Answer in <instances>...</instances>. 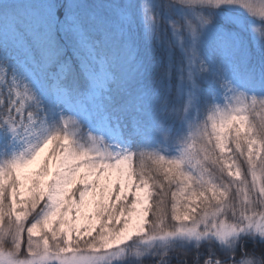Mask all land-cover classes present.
<instances>
[{
  "label": "snow or ice",
  "instance_id": "6c2138e0",
  "mask_svg": "<svg viewBox=\"0 0 264 264\" xmlns=\"http://www.w3.org/2000/svg\"><path fill=\"white\" fill-rule=\"evenodd\" d=\"M264 0H0V264H264Z\"/></svg>",
  "mask_w": 264,
  "mask_h": 264
},
{
  "label": "trees",
  "instance_id": "16d2710c",
  "mask_svg": "<svg viewBox=\"0 0 264 264\" xmlns=\"http://www.w3.org/2000/svg\"><path fill=\"white\" fill-rule=\"evenodd\" d=\"M251 119H254L257 123H259L262 119H264V114H254Z\"/></svg>",
  "mask_w": 264,
  "mask_h": 264
}]
</instances>
